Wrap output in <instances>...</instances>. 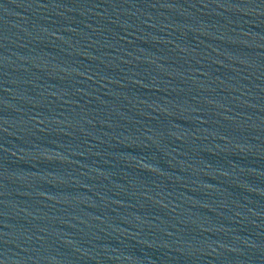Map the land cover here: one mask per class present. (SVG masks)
Instances as JSON below:
<instances>
[{
    "label": "water",
    "instance_id": "obj_1",
    "mask_svg": "<svg viewBox=\"0 0 264 264\" xmlns=\"http://www.w3.org/2000/svg\"><path fill=\"white\" fill-rule=\"evenodd\" d=\"M0 264H264V0H0Z\"/></svg>",
    "mask_w": 264,
    "mask_h": 264
}]
</instances>
